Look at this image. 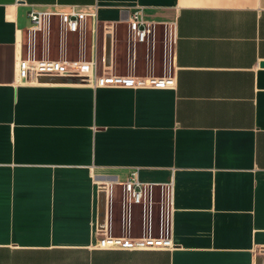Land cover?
Here are the masks:
<instances>
[{
    "label": "crops",
    "instance_id": "obj_1",
    "mask_svg": "<svg viewBox=\"0 0 264 264\" xmlns=\"http://www.w3.org/2000/svg\"><path fill=\"white\" fill-rule=\"evenodd\" d=\"M72 6L95 11V30L88 17L60 38L53 17L35 57L94 54L99 72L171 85L19 77L28 13ZM100 230L172 245L103 248ZM0 264H264V0H0Z\"/></svg>",
    "mask_w": 264,
    "mask_h": 264
},
{
    "label": "built area",
    "instance_id": "obj_2",
    "mask_svg": "<svg viewBox=\"0 0 264 264\" xmlns=\"http://www.w3.org/2000/svg\"><path fill=\"white\" fill-rule=\"evenodd\" d=\"M30 26L27 29V55L19 59L17 64V74L19 77L34 78L51 77L69 80H77L91 84L93 87H167L172 81L163 77L136 78L134 76L117 75L98 70L96 57L89 60L85 59H66L35 57L33 53L34 34L39 31H45L51 24L53 17H57L59 24L65 33H75L81 30L85 20L89 17L92 22L93 31L97 23L96 13L79 11L72 6L67 11H40L31 10L28 13ZM128 34L133 43L141 44L147 41L151 33V23L144 15L142 6L134 7L128 18ZM95 45L93 44V52ZM103 67H106L105 58H103ZM124 190L133 202L139 203L144 199L146 187L139 180L136 169L130 171L128 178L124 182ZM99 246L103 248H123V249H159L168 248L172 244L169 239L164 237H118L111 235L108 230H100Z\"/></svg>",
    "mask_w": 264,
    "mask_h": 264
},
{
    "label": "rangeland",
    "instance_id": "obj_3",
    "mask_svg": "<svg viewBox=\"0 0 264 264\" xmlns=\"http://www.w3.org/2000/svg\"><path fill=\"white\" fill-rule=\"evenodd\" d=\"M54 29H55V32H56V34H57V36L58 37H60V38H62L63 36H64V31H63V29L61 28V26H60V24L59 23H56L55 24V27H54ZM60 38H59V40L57 41V42H55V44H54V46H53V48H54V50L56 51V53H59L61 50H62V44H61V41H60ZM73 45V46H72ZM75 43L73 42V44H72V42L70 43V46H71V48H73V51L76 53H78L79 51H80V48L77 46V45H75ZM104 50H105V48H104ZM74 56V55H73ZM68 58H70V57H68Z\"/></svg>",
    "mask_w": 264,
    "mask_h": 264
},
{
    "label": "water",
    "instance_id": "obj_4",
    "mask_svg": "<svg viewBox=\"0 0 264 264\" xmlns=\"http://www.w3.org/2000/svg\"><path fill=\"white\" fill-rule=\"evenodd\" d=\"M109 57H110V44H109V41H106V44H105V61L107 63H108ZM39 79L41 81H49V80H51L50 77H40Z\"/></svg>",
    "mask_w": 264,
    "mask_h": 264
}]
</instances>
